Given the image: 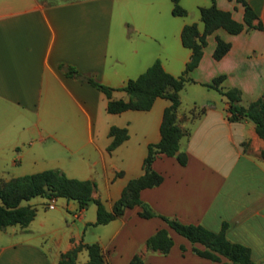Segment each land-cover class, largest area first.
I'll return each instance as SVG.
<instances>
[{
	"label": "crops",
	"instance_id": "1",
	"mask_svg": "<svg viewBox=\"0 0 264 264\" xmlns=\"http://www.w3.org/2000/svg\"><path fill=\"white\" fill-rule=\"evenodd\" d=\"M212 2L242 29L233 34L218 27L205 35L178 94L185 163L155 157L151 168L161 182L141 189L139 198L183 224L218 231L224 223L225 237L247 247L253 264H264V140L251 120H229V102L205 86L222 75L219 87L237 88L241 105L264 100V0H245L255 14L252 27L236 0H179L183 16L171 13L170 0H0V179L58 169L92 181L91 197L110 211L126 182L143 173L146 147L159 140L169 102L156 97L147 110L108 113L105 95L65 75V68L114 88L112 99L126 100L117 88L155 60L165 72L182 74L190 50L180 31L195 23L201 33L199 7ZM217 38L228 48L214 59ZM110 126L125 128L127 138L108 151ZM46 200H28L35 214L27 226L0 229V264H56L79 243H96L104 264H129L133 254L144 264H229L222 256L197 255L193 247L203 245L191 244L157 216H139V206L94 225V204L80 208L58 197L49 209ZM160 228L172 240L165 254L145 247ZM86 259L80 250L75 264Z\"/></svg>",
	"mask_w": 264,
	"mask_h": 264
},
{
	"label": "trees",
	"instance_id": "2",
	"mask_svg": "<svg viewBox=\"0 0 264 264\" xmlns=\"http://www.w3.org/2000/svg\"><path fill=\"white\" fill-rule=\"evenodd\" d=\"M171 1V13L177 16L185 15V10L179 5V0ZM243 5V21L247 27H252L255 14L245 0H236ZM199 19L203 24L202 32L199 33L195 23L186 24L180 31L181 44L190 50V57L185 64L181 75L173 76L165 72L159 61H153L142 73L135 78L128 79L125 84L117 88L125 92L126 100L112 99L111 93L114 88L105 86L92 77H85L76 73L71 67H66L65 75H75L83 82L91 85L102 92L107 98L106 111L119 113L124 110H147L156 97L168 100V105L162 111L159 124V140L148 144L146 154L142 161L143 173L129 179L122 188L119 197L113 202L111 210L104 208L100 200L91 197L93 182L68 178L58 169H47L36 173L26 174L10 178L0 179V229L10 225L27 226L32 220L35 210L28 204H22L33 197L64 198L75 201L80 208L88 204L95 205L94 225L106 224L110 220L121 216L125 209L139 206V216L149 218L157 216L175 233L186 238L191 244L199 243L204 249L193 251L204 258L218 261L220 256L229 261V264H253L247 247L229 241L225 237L223 223L218 231H211L201 225L183 224L174 218L158 215L139 198V191L158 185L161 175L152 170L151 162L158 155L173 156L181 165L185 163L186 154L179 150V139L184 131L179 127L176 120V111L179 106V91L188 78L187 72L192 70L198 63L202 47L205 44V35L214 29L221 27L228 33H237L242 29V24L230 17V14L217 9L213 2L207 7H199ZM259 27V25H257ZM228 44L216 39L213 58L219 59L227 50ZM223 76L214 77L206 87L216 90L229 102V120L243 119L245 116L251 119L255 132L264 140V100L262 97L249 102L246 106L240 104V92L237 88L221 89L219 87ZM107 134L111 137L107 150L110 151L127 138L125 128L110 126ZM264 156V152H261ZM172 240L166 229L156 230L145 240V247L152 252L165 254L168 252ZM85 250L87 259L84 264H104L100 248L96 243H79L75 247L61 253L56 264H75L77 253ZM129 264H144L139 254H133Z\"/></svg>",
	"mask_w": 264,
	"mask_h": 264
},
{
	"label": "built area",
	"instance_id": "3",
	"mask_svg": "<svg viewBox=\"0 0 264 264\" xmlns=\"http://www.w3.org/2000/svg\"><path fill=\"white\" fill-rule=\"evenodd\" d=\"M49 202H48V205H47V208H49V209H51V208H53V205H54V198H51V199H49L48 200Z\"/></svg>",
	"mask_w": 264,
	"mask_h": 264
},
{
	"label": "rangeland",
	"instance_id": "4",
	"mask_svg": "<svg viewBox=\"0 0 264 264\" xmlns=\"http://www.w3.org/2000/svg\"><path fill=\"white\" fill-rule=\"evenodd\" d=\"M40 199V197H34V198H32V199H30L29 201H34V200H39ZM43 200V199H42ZM47 201V200H46ZM28 201H24V202H22V204H26ZM49 202V201H48Z\"/></svg>",
	"mask_w": 264,
	"mask_h": 264
},
{
	"label": "water",
	"instance_id": "5",
	"mask_svg": "<svg viewBox=\"0 0 264 264\" xmlns=\"http://www.w3.org/2000/svg\"><path fill=\"white\" fill-rule=\"evenodd\" d=\"M245 118H246V119H248V120H251V119H250V118H248L247 116H245Z\"/></svg>",
	"mask_w": 264,
	"mask_h": 264
}]
</instances>
